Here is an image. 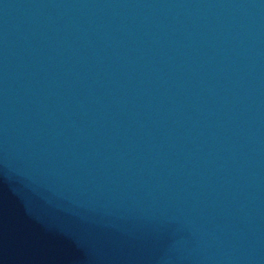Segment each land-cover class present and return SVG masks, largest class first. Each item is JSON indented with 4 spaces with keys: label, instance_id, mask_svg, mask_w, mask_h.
Returning <instances> with one entry per match:
<instances>
[{
    "label": "water",
    "instance_id": "95a60500",
    "mask_svg": "<svg viewBox=\"0 0 264 264\" xmlns=\"http://www.w3.org/2000/svg\"><path fill=\"white\" fill-rule=\"evenodd\" d=\"M0 264H264V0H0Z\"/></svg>",
    "mask_w": 264,
    "mask_h": 264
}]
</instances>
